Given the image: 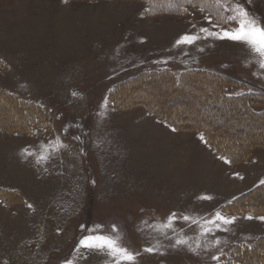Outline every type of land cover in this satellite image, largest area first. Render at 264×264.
Instances as JSON below:
<instances>
[{
  "label": "rangeland",
  "instance_id": "obj_1",
  "mask_svg": "<svg viewBox=\"0 0 264 264\" xmlns=\"http://www.w3.org/2000/svg\"><path fill=\"white\" fill-rule=\"evenodd\" d=\"M159 1L0 0V87L45 116L31 134L0 132V264H116L81 243L93 236L133 254L120 264H222L264 236L263 215L225 210L264 182V148L229 162L146 106L190 113L188 123L213 115L226 143L264 133L241 102L203 99L212 77L195 74L233 80L227 95L264 97L262 58L201 31L237 29V4L264 27V0ZM185 35L198 38L177 44ZM151 72L161 75L125 84ZM184 73L196 84L174 85ZM258 97L253 111L264 110Z\"/></svg>",
  "mask_w": 264,
  "mask_h": 264
},
{
  "label": "trees",
  "instance_id": "obj_2",
  "mask_svg": "<svg viewBox=\"0 0 264 264\" xmlns=\"http://www.w3.org/2000/svg\"><path fill=\"white\" fill-rule=\"evenodd\" d=\"M143 1H145L147 4L148 2H150L152 5H154V3H152V0H143ZM189 1L190 0H160L157 3L160 4L159 6L160 8H167V6L168 8H170L172 6H179L180 4L186 5V2ZM216 5L217 4H213V7ZM217 9H218L217 11H222L220 7H217ZM169 13L183 16L184 14H186V11H181V12L175 11ZM186 74L189 73H184L180 77L179 81H174L171 77L170 79H172V82L176 86L182 84L183 82H188V81L189 82L192 81L193 83L196 84L195 80L193 81L192 77L185 76ZM195 74L200 75L199 77L201 78L199 79H202L204 75L207 78L212 77L210 80H207V82L209 81L208 83L214 86V91L212 90L213 92L211 91L210 93H206V95H203L202 97L203 99L208 97H216V99H218L220 102L238 101L241 102L243 105V108L236 110L238 113H242L246 115L248 118L254 117L253 119H255L256 117L264 118V110L253 111L250 107V104L252 103L253 100H258L255 99L258 97V94L248 93L237 96L227 95L224 90V85L234 82L233 80L223 75L207 72L204 70L197 71ZM160 75L161 73L159 72L144 73L142 75H139L138 77L132 78L125 84L134 83L136 80L138 79L140 80V78L144 79L145 77H154ZM201 81L202 80L200 81L197 80V82H201ZM140 84H142V82H140ZM198 84L199 83H197V85ZM136 85L137 84H135V86ZM191 85L193 84L191 83ZM134 87H130L128 91L132 92L133 90L134 92V90H136V88ZM258 98L259 99L261 98L262 102L264 101V97L259 96ZM117 100L124 101L125 99H123L122 95H119ZM154 105L150 107L146 103L147 108H150V110L155 115L157 114L161 116L163 119H165L167 122H169L172 125V127L177 129H183L186 131L201 133L203 135V139L205 143L208 144L217 155L224 157L229 162L232 163L239 162L244 158H246L247 156H249L252 149L264 148V144H263L264 133L262 132L255 136L258 139L251 137V134H247V136L243 135L241 140H236V143L235 140L234 142L230 141L229 143H226L223 140L224 138L220 135L219 130H217V128H214L213 126L214 123L212 117L213 115L206 117L205 122L199 121V123L198 122L188 123L187 120L190 119L191 117H194V115L190 116V113H185L186 115L179 113L171 116V115H167L166 114L167 112L164 109H159L158 107H154ZM44 121H45V116L43 110L39 107V105L31 101H27L22 98H19L17 95L7 92L6 90L0 87V130L5 132L18 131L20 133L31 134L30 131L32 126H34L35 124L37 125L39 123L43 124ZM251 139H256V143H254V145L251 144L247 146L246 144H244V142ZM239 148H243L244 152H240ZM262 190H264V182L250 189L246 193L239 195L233 201L226 204L225 210H227V212L230 214L245 211L251 214H261L264 216V199L263 197L260 198V196L262 195L261 194L262 192L260 191ZM0 195H3L2 191L0 192ZM230 257L231 259L229 258L227 260H223L222 264H246L247 261L250 262L252 259L253 261H256L257 258H260V260L258 262L256 261L255 262L256 264H264V236L259 237L253 244L249 246L247 245L236 246Z\"/></svg>",
  "mask_w": 264,
  "mask_h": 264
},
{
  "label": "snow or ice",
  "instance_id": "obj_3",
  "mask_svg": "<svg viewBox=\"0 0 264 264\" xmlns=\"http://www.w3.org/2000/svg\"><path fill=\"white\" fill-rule=\"evenodd\" d=\"M234 11L237 13V17H229V19H239V27L233 31H224L221 34L208 32L207 29H201L202 32H207L209 36H217L218 38H228L233 41H238L245 43L250 46L251 50L257 53L261 59V67H264V27L256 25L255 20L250 19L248 13L243 7L239 4L235 7ZM198 37L193 36H182L177 40V44L180 43H192ZM218 219L224 220L225 223H230L231 221L225 219L224 217L217 214ZM187 219V218H185ZM258 219L264 220V217H259ZM86 243L81 241L82 244H85L88 248H95L99 250H107L110 256L117 258L116 264H120V261H132L134 256L126 248L120 246L115 240L106 236H93L88 237ZM146 251H153L149 248Z\"/></svg>",
  "mask_w": 264,
  "mask_h": 264
},
{
  "label": "bare ground",
  "instance_id": "obj_4",
  "mask_svg": "<svg viewBox=\"0 0 264 264\" xmlns=\"http://www.w3.org/2000/svg\"><path fill=\"white\" fill-rule=\"evenodd\" d=\"M203 78V77H202ZM195 80V79H194ZM165 81V80H164ZM163 81V82H164ZM164 86V85H163ZM165 87V86H164ZM167 88V87H166ZM171 88V87H170ZM169 88V89H170ZM172 89V88H171ZM173 91V90H172ZM177 91V90H176ZM4 111V110H3ZM10 119V118H9ZM12 123V122H11ZM8 124H9V122H8ZM11 126V125H10ZM9 127V126H8ZM12 127V126H11ZM5 128H6V126H5ZM259 142V141H258ZM254 143H256V139H251V140H248V141H246V142H244V144H246L247 146L248 145H251V144H253L254 145ZM262 143V142H261ZM264 144V143H263ZM244 146V145H243ZM240 149V152H244V149L243 148H239ZM257 207H259V206H257ZM256 207V208H257Z\"/></svg>",
  "mask_w": 264,
  "mask_h": 264
},
{
  "label": "crops",
  "instance_id": "obj_5",
  "mask_svg": "<svg viewBox=\"0 0 264 264\" xmlns=\"http://www.w3.org/2000/svg\"><path fill=\"white\" fill-rule=\"evenodd\" d=\"M221 7V6H220ZM222 8V7H221ZM222 11H224L223 9H222ZM0 132H2V133H6V134H9V133H7V132H4V131H2V130H0ZM16 133V132H15ZM12 134V133H11ZM20 134H22V133H20ZM10 135V134H9ZM257 216V215H256ZM264 217V216H263Z\"/></svg>",
  "mask_w": 264,
  "mask_h": 264
}]
</instances>
